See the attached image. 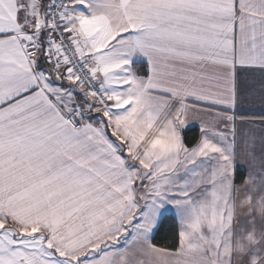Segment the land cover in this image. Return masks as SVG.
I'll return each mask as SVG.
<instances>
[{
  "label": "snow or ice",
  "instance_id": "6c2138e0",
  "mask_svg": "<svg viewBox=\"0 0 264 264\" xmlns=\"http://www.w3.org/2000/svg\"><path fill=\"white\" fill-rule=\"evenodd\" d=\"M0 264H264V0H0Z\"/></svg>",
  "mask_w": 264,
  "mask_h": 264
},
{
  "label": "trees",
  "instance_id": "16d2710c",
  "mask_svg": "<svg viewBox=\"0 0 264 264\" xmlns=\"http://www.w3.org/2000/svg\"><path fill=\"white\" fill-rule=\"evenodd\" d=\"M196 134H198L195 130H193L192 132H190L188 135L189 136H192V135H196Z\"/></svg>",
  "mask_w": 264,
  "mask_h": 264
},
{
  "label": "crops",
  "instance_id": "0c3cea01",
  "mask_svg": "<svg viewBox=\"0 0 264 264\" xmlns=\"http://www.w3.org/2000/svg\"><path fill=\"white\" fill-rule=\"evenodd\" d=\"M256 111H259V107L257 106Z\"/></svg>",
  "mask_w": 264,
  "mask_h": 264
}]
</instances>
